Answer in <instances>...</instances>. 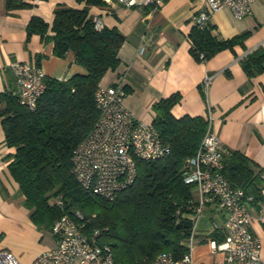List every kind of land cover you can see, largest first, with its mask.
Wrapping results in <instances>:
<instances>
[{
    "label": "trees",
    "instance_id": "16d2710c",
    "mask_svg": "<svg viewBox=\"0 0 264 264\" xmlns=\"http://www.w3.org/2000/svg\"><path fill=\"white\" fill-rule=\"evenodd\" d=\"M76 1L83 2V7L56 3L50 25L37 15L26 24V41L32 34L52 41L54 56L64 58L72 53L74 62L85 72L61 79L46 75V88L33 109L15 93V83L0 92L4 139L14 148L8 171L38 228L50 230L62 214L79 210L90 217L84 229L98 230V242L110 245L116 262L148 264L160 252L180 259L188 251L185 242L192 228L188 215L194 205L192 185L184 182L182 168L186 158L196 152L207 120L201 115L175 117L171 108L180 101L179 92L160 98L151 105V124L168 153L157 159H136L135 179L112 200L83 189L71 174L72 151L94 126L98 117L95 89L106 71L118 65V50L125 36L116 27H94L89 7H105V0ZM28 5L22 0H6L7 10ZM214 28L210 21L192 23L189 51L197 61L223 49L233 50L236 44L245 47L244 40L250 34L245 30L221 39L213 33ZM44 56L36 55L38 65ZM240 63L248 75L264 72V47L248 51ZM123 89L126 95L128 89ZM222 163L223 176L256 200L261 183L257 164L238 150L223 154ZM213 238L221 240L222 235L215 230Z\"/></svg>",
    "mask_w": 264,
    "mask_h": 264
},
{
    "label": "crops",
    "instance_id": "0c3cea01",
    "mask_svg": "<svg viewBox=\"0 0 264 264\" xmlns=\"http://www.w3.org/2000/svg\"><path fill=\"white\" fill-rule=\"evenodd\" d=\"M28 6L6 8L0 0V92L14 86L10 66L13 61L36 63V55L44 54L39 66L47 76L68 78L74 73H84L83 67L74 62L72 53L64 58L54 56L52 41H43L32 34L26 41V24L33 15L49 25L56 3L82 8L76 0H22ZM107 6H90L88 14L98 16L106 27H116L125 39L118 50V65L107 70L101 84L119 81L128 93L123 105L132 115L151 122L152 103L179 92L180 101L171 112L182 115H211L212 129L220 140L223 154L230 150L242 152L257 164L264 176V72L248 75L240 58L257 46L264 47V2L252 3L249 14L236 17L231 9L223 6L213 13L210 22L213 33L225 39L249 30L244 46L236 44L233 50L223 49L205 61H197L190 53L188 31L192 17L205 6L204 0H164L153 4L124 5L117 0H105ZM48 35L52 32L49 30ZM38 65V64H37ZM206 75L211 79L203 84ZM1 121V116H0ZM13 147L5 143L0 122V248L9 250L20 264H29L42 251L54 246L50 230L38 228L24 206V195L11 177L7 164ZM262 181V180H261ZM260 181V182H261ZM261 184V183H260ZM194 199L197 198L192 191ZM224 217L207 204L197 224L192 248L191 264H215L221 260L214 255L207 242ZM258 221L251 229L264 241V230Z\"/></svg>",
    "mask_w": 264,
    "mask_h": 264
},
{
    "label": "built area",
    "instance_id": "2783aa9c",
    "mask_svg": "<svg viewBox=\"0 0 264 264\" xmlns=\"http://www.w3.org/2000/svg\"><path fill=\"white\" fill-rule=\"evenodd\" d=\"M117 1L127 6L153 4L157 8L164 0ZM256 1L204 0V8L193 15L192 21L204 25L223 6L241 18L249 14L252 3ZM92 20L96 29L103 28L100 17L93 16ZM10 66L15 93L33 109L46 88L44 70L28 61H13ZM210 79L211 76L206 75L203 84L207 86ZM124 96L125 91L119 81L111 85L98 84L94 92L98 117L71 155V174L79 185L109 200L135 179L136 159H157L169 151L151 122L134 117L123 105ZM205 118L207 127L199 146L192 156L186 158L182 168L184 182L191 184L192 191L197 194L193 199L192 213L188 215L192 221L191 233L185 242L188 251L180 259L173 258L168 252H160L148 264H191L197 224L209 203H213L214 209L224 217L214 229L222 239H207L211 252L222 255L215 264H264V241L251 229L253 222L264 223V176H261L256 200L244 188L229 182L221 172L223 150L212 129L210 113ZM56 202L62 203L60 200ZM89 218L79 210L58 217L50 229L55 239L54 246L39 253L29 264H121L114 260L110 245L98 242L97 229L88 232L84 229ZM0 264L20 263L9 250L0 248Z\"/></svg>",
    "mask_w": 264,
    "mask_h": 264
},
{
    "label": "rangeland",
    "instance_id": "374dc122",
    "mask_svg": "<svg viewBox=\"0 0 264 264\" xmlns=\"http://www.w3.org/2000/svg\"><path fill=\"white\" fill-rule=\"evenodd\" d=\"M261 2H264V0H260ZM261 229L264 230V227L261 226Z\"/></svg>",
    "mask_w": 264,
    "mask_h": 264
}]
</instances>
